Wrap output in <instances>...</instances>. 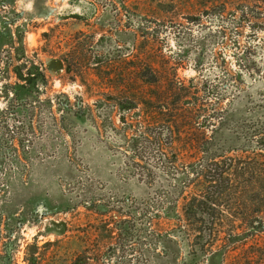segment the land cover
Here are the masks:
<instances>
[{"label":"rangeland","instance_id":"obj_1","mask_svg":"<svg viewBox=\"0 0 264 264\" xmlns=\"http://www.w3.org/2000/svg\"><path fill=\"white\" fill-rule=\"evenodd\" d=\"M223 2L0 0V264H264V234L196 238L197 183L166 192L257 122ZM145 137L168 176L160 151L130 158Z\"/></svg>","mask_w":264,"mask_h":264},{"label":"trees","instance_id":"obj_2","mask_svg":"<svg viewBox=\"0 0 264 264\" xmlns=\"http://www.w3.org/2000/svg\"><path fill=\"white\" fill-rule=\"evenodd\" d=\"M223 7L226 10L222 14L223 20H227L235 31L236 39L244 36L246 26L249 29L248 43L242 50L243 67L245 74L256 82V95L254 114H246L242 119H255L257 122H242L237 133L243 138V142L239 147L231 143L225 149L228 152H239V156L217 160L220 140L216 142L210 139L206 142L205 155L190 165L193 177L185 175L187 170L174 167L175 171L171 175L178 179L184 175V178L175 184L173 179L169 180L166 189L168 195L178 198L183 194L182 190L193 183L202 188L183 209L188 216L187 220L196 225V238H214L213 241L219 237L222 229H227V235L231 239L242 235L245 238L255 233L264 234V0H224ZM136 140L137 142L134 139L132 147L135 152L130 158L139 154L147 160L152 153L156 157L157 151H160L159 156L164 160L162 173L168 176V158L160 147L159 139L154 140L155 143L148 137ZM134 165L143 169L137 163ZM149 165L152 169L156 167L155 164ZM221 206L226 207L227 212L235 211L241 217L240 223L236 224L232 218H219L223 213ZM180 229L183 234H190L189 229H185L182 224ZM215 243H210L209 247L213 248Z\"/></svg>","mask_w":264,"mask_h":264}]
</instances>
